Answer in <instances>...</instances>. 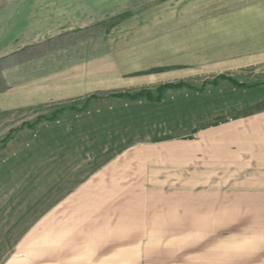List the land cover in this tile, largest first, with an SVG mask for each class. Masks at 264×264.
<instances>
[{
  "label": "rangeland",
  "instance_id": "rangeland-1",
  "mask_svg": "<svg viewBox=\"0 0 264 264\" xmlns=\"http://www.w3.org/2000/svg\"><path fill=\"white\" fill-rule=\"evenodd\" d=\"M10 1L15 0H0V10ZM69 2L59 19L45 20L42 35L16 43L5 59L12 66L10 82L0 72V92L12 88V97L23 104L0 112V222L12 225V256L19 257L15 247L34 239L36 221L52 214L54 225L43 229L53 232L43 235L59 239L57 247L31 250L28 244L29 259L30 254L48 255L42 257L44 263L39 258L28 264H264V244L249 248L256 246L250 244L251 238L264 237V165L204 170L172 165L167 175L171 180L165 184L158 176L157 184L149 186L131 185L126 170L124 186L93 182L114 177L106 176L105 168L136 142L192 140L199 132L218 127H225L224 132L248 129L264 134V59L252 58L242 66V59L229 61L239 66L229 73L147 84L149 77L179 69H148L138 65L134 53L110 48L115 35L138 32L130 25L137 2ZM220 75L259 87L238 89L219 81L198 91ZM181 82L197 90L163 94L160 105L145 98L110 97L142 90L156 95L159 86ZM92 95L97 98L82 109ZM68 103L77 111L48 120ZM38 119L42 120L36 123ZM87 179L92 181L88 186L83 184ZM14 182L22 185L13 187ZM116 189L123 192L122 201L112 200L115 193L120 195ZM91 192L105 193L108 200L100 203L96 197L82 196ZM54 195L61 201L43 209V220L4 218L21 198L26 203L35 196L47 200ZM75 196L83 197L82 208L102 209L106 216L69 217L73 203L69 200ZM92 226L100 233H90Z\"/></svg>",
  "mask_w": 264,
  "mask_h": 264
},
{
  "label": "crops",
  "instance_id": "crops-1",
  "mask_svg": "<svg viewBox=\"0 0 264 264\" xmlns=\"http://www.w3.org/2000/svg\"><path fill=\"white\" fill-rule=\"evenodd\" d=\"M130 1L132 4L137 2L135 7L137 10L135 16L130 19V25L133 28L137 27L138 32L115 35L112 41L114 43L111 44L110 48L116 53H134L140 59L138 65L143 64L148 69L155 67L179 69L178 72L173 71L174 73L149 77L146 81L147 84L171 82L188 76L229 73L236 71L239 67L234 62L230 64L229 61L242 59L240 63L242 66L250 64L251 61L247 60L252 58L264 59V0ZM141 2L146 3L140 7L139 3ZM69 4V0H15L5 4L0 10V65H4L0 72H2L1 75L3 74L5 80L10 82L12 73V66L10 63H6L5 59L11 56L13 50H16V43L25 41L29 37L38 38V35L43 34L45 20L59 19L60 10ZM113 37L114 35L111 36V38ZM169 92L172 91H167L164 95ZM146 102L155 105L161 104L148 100ZM70 104L68 103L65 107ZM21 105L23 104L19 102V99L12 97V88L0 92V112L6 113L13 107ZM66 111L72 110H64V112ZM224 128L218 127L201 131L192 140L179 139L156 143L146 142V140L136 142L120 152L122 156L117 157L114 164L106 165L104 170L106 176L110 173V175H115L114 177L98 178L94 179L93 182L102 184L105 181L108 184L111 182V185L117 187L124 186L123 181L125 177L127 178L126 170L130 175L128 178L132 180L131 185L149 186L157 184L155 180L158 176H161L160 180L164 182L171 180V177L167 175L171 172L172 165H194L197 166L196 170L214 169V166L236 168L254 164L264 165L263 133L254 135L248 129H234L230 132H224L222 131ZM221 149L223 150L221 151ZM165 172L168 173L165 174ZM59 182L57 184H60ZM90 182H92L91 179H87L83 184L88 186ZM160 182L158 184H161ZM12 185L14 187L22 184H15L14 182ZM116 192H119L120 195L115 193L113 199L111 197L110 199L122 201L123 192L121 189H116ZM91 193L82 196H87L88 198L84 197L87 199L96 197L95 201L100 203L108 200V195L105 193ZM50 196L47 200L44 199L45 196L43 198L35 196L30 201L26 200V203L21 198L13 204L15 211L10 213L5 211L7 215L4 218L14 216L26 220L29 217H34L43 220V209L53 207L51 204L53 202L61 201L58 195L49 199ZM45 200L46 203L44 204ZM83 200V197L76 200V196L69 200L73 202L69 209V217L92 219L106 216L102 209L98 212L92 208H82ZM92 201L89 200V202ZM89 207H93V205L90 204ZM31 212L32 214L29 215ZM52 218L54 215L50 214L41 223L36 221V230L32 231L33 234H36L34 239L29 241L30 243L26 241L14 248L19 254L17 258L11 254V249H13L12 225L8 220L0 222V264H28L29 261L48 256L47 253H36V257H32L30 254L29 259L25 251L28 244L31 250L44 248L48 250L57 247L56 244H58L59 239L54 240L53 238L51 241L48 236L43 235L53 232L48 228L43 229L45 225L47 227L54 225L51 222ZM95 229L93 230L92 226L90 233H100V229L97 227ZM77 231L81 233L80 230ZM54 232L56 231L54 230ZM250 240V244H256V246L249 245V248L262 247L261 245L264 244V237L261 236ZM252 240L255 241L252 242ZM94 242L97 243V241Z\"/></svg>",
  "mask_w": 264,
  "mask_h": 264
},
{
  "label": "trees",
  "instance_id": "trees-1",
  "mask_svg": "<svg viewBox=\"0 0 264 264\" xmlns=\"http://www.w3.org/2000/svg\"><path fill=\"white\" fill-rule=\"evenodd\" d=\"M219 81H227L230 82L234 87L238 88V89H246V90H253L255 88L259 87V84L256 85H246L244 83H240L239 81L226 76V75H220L217 76L211 83H203L202 87L198 90V91H202L204 89V87L208 84H211L213 86H217ZM181 89H189V90H197L194 87H191L190 85L186 84V83H168V84H164L159 86L156 89V95H154V93L152 91L149 90H142L136 94H129V93H116V94H111L110 97L111 98H117V99H121V98H127L130 100H138V99H142L145 98L146 100L150 101V102H155V103H159L163 97V94L167 91H174V90H181ZM97 98L96 95H92L89 96L87 99L84 100V104L82 109L86 108L88 104H90L91 102H93L95 99ZM77 110L75 107V104L71 103L70 105H68L67 107H65V109H60L56 112H54L53 116L48 119L50 121H54L56 119V116L62 114L64 112V110ZM40 120L42 119H38L36 121V123H38ZM35 126L34 125H30L27 126L28 128H33Z\"/></svg>",
  "mask_w": 264,
  "mask_h": 264
}]
</instances>
